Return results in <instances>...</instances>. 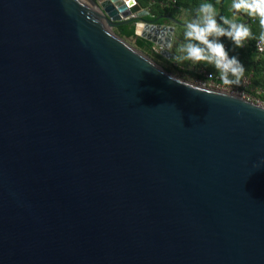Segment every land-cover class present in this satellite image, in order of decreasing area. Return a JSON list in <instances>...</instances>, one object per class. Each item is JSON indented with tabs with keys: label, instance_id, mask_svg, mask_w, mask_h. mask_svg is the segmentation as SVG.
Here are the masks:
<instances>
[{
	"label": "water",
	"instance_id": "water-1",
	"mask_svg": "<svg viewBox=\"0 0 264 264\" xmlns=\"http://www.w3.org/2000/svg\"><path fill=\"white\" fill-rule=\"evenodd\" d=\"M149 13L0 0V264H264V106L114 30L170 57Z\"/></svg>",
	"mask_w": 264,
	"mask_h": 264
},
{
	"label": "clouds",
	"instance_id": "clouds-1",
	"mask_svg": "<svg viewBox=\"0 0 264 264\" xmlns=\"http://www.w3.org/2000/svg\"><path fill=\"white\" fill-rule=\"evenodd\" d=\"M231 9L234 14L258 18L261 28L258 39L264 43V0H232ZM184 27V43L178 49L182 55H176L174 59L177 62L191 61L193 65L201 62L211 65L219 73L223 84L240 86L245 66L237 56L229 55L221 38H227L236 48H243L245 41L254 38L250 26L220 15L211 3H201ZM261 50L264 51V48ZM219 94L227 95L223 92Z\"/></svg>",
	"mask_w": 264,
	"mask_h": 264
},
{
	"label": "crops",
	"instance_id": "crops-1",
	"mask_svg": "<svg viewBox=\"0 0 264 264\" xmlns=\"http://www.w3.org/2000/svg\"><path fill=\"white\" fill-rule=\"evenodd\" d=\"M138 3L141 5L142 8H148L146 6H143L139 0H137ZM196 2V3H194ZM224 0H186L185 5L180 4L179 12H177L175 15H171L174 18H177L181 20L182 22L186 23L187 21L191 20L195 13L196 9L199 7L201 3H211L216 8L218 13L220 14L222 9V4ZM231 2L229 4V9L224 12V16H227L230 19H235L238 22L246 23L250 26V18L243 14H234L231 9ZM170 15V14H168ZM158 23V22H157ZM161 24H171L175 26L174 34L171 42V58L174 59L176 55H182L178 51L179 46L184 43V31L183 28H185L183 24H176L173 20L170 18H166L164 22ZM251 28V26H250ZM259 32H261V28L259 26L258 29ZM229 55H235L238 57V59L242 62V64L245 66V73L244 76L250 75L251 76V83L248 87L249 91L252 93L257 92L260 88L263 89V86L259 85V81H262V84L264 85V54H259L256 52L251 45H247L245 51L241 54L238 50L231 51ZM263 58V59H261ZM262 61V63H261ZM173 63L175 65H178L181 69L185 70L186 74L188 76H195L198 75V72L200 69H204L209 72H213L217 75L219 73L217 70L212 67L211 65H206L203 62L200 64L193 65L191 61H184V62H177L175 59L173 60ZM257 66V69H256ZM257 70V71H256ZM191 72V73H190ZM243 76V77H244ZM259 79V81H258ZM242 82V80H241ZM241 84V83H240Z\"/></svg>",
	"mask_w": 264,
	"mask_h": 264
},
{
	"label": "trees",
	"instance_id": "trees-1",
	"mask_svg": "<svg viewBox=\"0 0 264 264\" xmlns=\"http://www.w3.org/2000/svg\"><path fill=\"white\" fill-rule=\"evenodd\" d=\"M139 1L143 6H146L149 8L150 13L145 16L148 19H153V18H156V17L163 15V14L175 15L177 12H179V9L162 8L157 4L151 3L152 0H139ZM185 2H186V0H179V4L185 5ZM194 3H196V2H194ZM229 4H230V0H224V2L222 4V9H221L220 15H224V12L229 9ZM165 20H166L165 17H159L157 22L162 23ZM250 26H251V30H252L254 38H251V39L245 41V46L243 48H236L230 40H228L227 38H221L223 43L225 44L226 48L228 49L229 53L231 51L238 50L242 54L245 51L246 46L248 44L251 45L253 47V49L255 50L254 42L257 38H259V35H260V32L258 31V29H259L258 18H256V19L250 18ZM114 30L123 37H126V38L132 37L134 39V43L136 44V46L138 48H140L142 51H144L149 56H151L156 62L161 64L164 68H166L170 71H174V70L178 71V73L181 76L189 77L186 74L185 70L181 69L178 65H175L173 63V60H174L173 58H168L165 55H163L162 53L157 52L154 49L155 43L153 41H151L145 37H142V36H137L135 34V25L133 22L125 23V24H122L120 26L114 27ZM183 30H185V28H183ZM261 59H263V58H261ZM261 63H262V61H261ZM256 69H257V66H256ZM195 76H197V75H195ZM258 81H259V79H258ZM259 85L263 86V89H264V85L262 84V81H259Z\"/></svg>",
	"mask_w": 264,
	"mask_h": 264
},
{
	"label": "built area",
	"instance_id": "built-area-1",
	"mask_svg": "<svg viewBox=\"0 0 264 264\" xmlns=\"http://www.w3.org/2000/svg\"><path fill=\"white\" fill-rule=\"evenodd\" d=\"M151 3L157 4L162 8L180 9L179 0H152ZM147 9L149 10V8ZM254 48L259 54L264 53V51L261 50L264 48V43H260L258 38L254 42ZM192 78L199 84L236 93L243 96L244 98L264 106V89L260 88L255 93L250 92L248 89L251 83L250 75H246L242 78L240 86L225 85L220 80L219 75L204 69H200L198 75L192 76Z\"/></svg>",
	"mask_w": 264,
	"mask_h": 264
},
{
	"label": "rangeland",
	"instance_id": "rangeland-1",
	"mask_svg": "<svg viewBox=\"0 0 264 264\" xmlns=\"http://www.w3.org/2000/svg\"><path fill=\"white\" fill-rule=\"evenodd\" d=\"M126 38V37H125ZM131 44H133V45H135L136 46V44L134 43V39L132 38V37H127L126 38ZM137 47V46H136ZM154 49L157 51V52H160V50H161V47L158 45V44H154ZM171 49V44H170V47H169V50ZM168 58H171V56L170 57H168ZM172 72H174V73H176V74H178V75H180L179 73H178V71H172ZM181 76V75H180ZM182 77H184V76H182ZM185 78H188V79H190V80H192V81H194L193 80V78L191 77V76H189V77H185ZM195 82V81H194Z\"/></svg>",
	"mask_w": 264,
	"mask_h": 264
},
{
	"label": "bare ground",
	"instance_id": "bare-ground-1",
	"mask_svg": "<svg viewBox=\"0 0 264 264\" xmlns=\"http://www.w3.org/2000/svg\"><path fill=\"white\" fill-rule=\"evenodd\" d=\"M147 33L148 34H153L152 32H150V31H147ZM154 43H156V42H154ZM156 44H158V43H156ZM160 47H161V45L160 44H158Z\"/></svg>",
	"mask_w": 264,
	"mask_h": 264
}]
</instances>
